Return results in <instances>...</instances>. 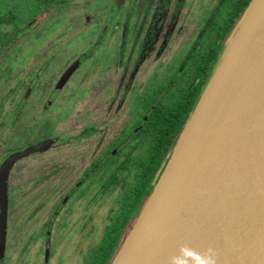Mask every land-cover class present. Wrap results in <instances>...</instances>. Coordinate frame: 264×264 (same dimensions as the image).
<instances>
[{"label":"flooded vegetation","instance_id":"af4514ba","mask_svg":"<svg viewBox=\"0 0 264 264\" xmlns=\"http://www.w3.org/2000/svg\"><path fill=\"white\" fill-rule=\"evenodd\" d=\"M245 1L57 0L4 30L0 264H108Z\"/></svg>","mask_w":264,"mask_h":264},{"label":"water","instance_id":"95a60500","mask_svg":"<svg viewBox=\"0 0 264 264\" xmlns=\"http://www.w3.org/2000/svg\"><path fill=\"white\" fill-rule=\"evenodd\" d=\"M108 264H264V0L229 32Z\"/></svg>","mask_w":264,"mask_h":264},{"label":"trees","instance_id":"16d2710c","mask_svg":"<svg viewBox=\"0 0 264 264\" xmlns=\"http://www.w3.org/2000/svg\"><path fill=\"white\" fill-rule=\"evenodd\" d=\"M250 1L251 0H246L244 4L238 7L234 15V24L241 17L242 15L241 13L246 9ZM56 3H57V0H0V44H3L4 42L3 41L5 39L4 30L7 27L11 25L18 26L19 24H22L26 20H29L35 17L36 15L42 13L43 11L47 10L48 8H50ZM197 99L195 100L193 107L195 106ZM193 107L190 109L189 114L181 120V122L177 125V127L171 133L170 139H169L170 147L164 148L163 151L161 152L159 151L161 153V156L159 158H156L154 161V164L150 167V183H152L157 171L161 167L162 160H164L163 158H165L166 155L168 154L175 138L178 136L183 126L186 124L189 118V115L191 111L193 110ZM157 151L158 150H155V154L157 153ZM151 190H152V186L150 184L149 193Z\"/></svg>","mask_w":264,"mask_h":264},{"label":"rangeland","instance_id":"374dc122","mask_svg":"<svg viewBox=\"0 0 264 264\" xmlns=\"http://www.w3.org/2000/svg\"><path fill=\"white\" fill-rule=\"evenodd\" d=\"M26 20V19H25ZM10 28V26L9 27H7L5 30H8Z\"/></svg>","mask_w":264,"mask_h":264}]
</instances>
